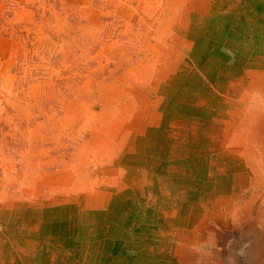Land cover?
Returning <instances> with one entry per match:
<instances>
[{"label":"rangeland","instance_id":"rangeland-1","mask_svg":"<svg viewBox=\"0 0 264 264\" xmlns=\"http://www.w3.org/2000/svg\"><path fill=\"white\" fill-rule=\"evenodd\" d=\"M254 1L261 6L256 20L246 19L244 28L234 30L231 18L220 15L233 13L222 12V0H0V243L5 239V249L37 235L53 254L73 250L76 240L66 236L77 226L67 221L58 225L63 228L45 230L44 217L75 220L73 213L83 211L78 193H86L91 202L103 204L86 208L95 211L86 216L95 247H108L118 224L130 218L133 227L125 233L135 237L145 232L142 220L152 216L178 215L184 224L220 211L223 222H208L214 226L210 255H198L195 264H264V94L257 97L261 103L250 100L244 111L238 104L243 96L252 97L250 82L264 92V0ZM209 40L217 46L207 52ZM259 56L261 62L252 61ZM164 64L170 79L157 77ZM240 74L246 84L239 83ZM207 85L212 96L195 94ZM172 115L177 122L163 129L166 138L170 131L183 136L169 143L158 134L159 122ZM150 119L154 126L147 131ZM206 132L219 141L214 139L212 159L209 154L203 161L210 162L207 167L214 162L215 172L205 192L198 191L205 184L198 182L200 176L178 174L181 158L157 164L148 155L151 148L184 155L203 146ZM143 149L144 158H136ZM221 163L229 175L220 178ZM102 218L104 225L110 221L101 228ZM22 233L26 239L16 238ZM146 239L135 241H155ZM67 262L72 263L69 257Z\"/></svg>","mask_w":264,"mask_h":264},{"label":"crops","instance_id":"crops-1","mask_svg":"<svg viewBox=\"0 0 264 264\" xmlns=\"http://www.w3.org/2000/svg\"><path fill=\"white\" fill-rule=\"evenodd\" d=\"M203 1L204 0H201V2H203ZM209 1H211V0H206L207 3ZM260 7H261L260 4L258 2H255L254 0H222V8H221L222 12L224 13V11H226L229 13L230 11H233V13L235 12V16H233L234 15L233 13H232V15H224V14H220V15H223L222 18L224 16L230 17L231 18L230 20H232V22L234 24L233 29L237 30V27L238 28L241 27L240 29L245 27V25L247 23L246 19H248L251 22L255 21L256 20L255 19L256 14L258 15V13H260L259 12ZM212 13H213V8L210 10V14H212ZM225 20L227 21V19H225ZM255 24L252 23L253 26L251 25L252 26L251 32L256 31L257 26ZM253 37H254V34L252 35V38ZM215 43L216 42L214 40H209V45L206 46L207 52H210V49H209L210 46H212V47H214L215 45L217 46V44H215ZM252 45L256 46V44H252ZM173 49H174L173 52H176L175 48H173ZM257 49H258V47L255 50L259 52L260 50L259 49L257 50ZM252 61L255 63H256V61L261 62V56H259V58L255 57ZM162 67L163 68H161V70H158L156 72V73H158L157 77L158 78L160 77L159 79H165V78L170 79V78H172L171 74H169L166 71V69H164V68H166L165 64ZM167 69H169V68H167ZM257 69L260 70L258 78L261 79L262 78L261 65ZM156 73H154V74L156 75ZM245 76H243L242 74L239 75V79H241L239 81V83L246 84V81H245L246 77ZM249 77H253V76H249ZM253 78L255 80L257 79V77H253ZM227 83H228L227 85L230 84L229 81ZM227 85L224 84L223 89H228ZM256 85H257L256 83H255V85H253L252 82L248 83V90L250 89V91H251V89H253L251 91L252 97H250V99L249 98L247 99L245 97L246 96L245 95L241 98V100H239L238 104L239 105L242 104V107H241V109H239V111H241V110L244 111L245 105H247L250 100L253 101L254 103L260 102L259 98H257V97H261V95H263L264 92L261 91L260 84H259V88H257ZM208 86L209 85H207L206 90H204L205 92L202 93L203 90L198 89L199 91L197 90V92L195 94L201 95V96L203 94H205V95L208 94V95L212 96L214 94V89L211 87L208 88ZM155 87L156 86H154V88ZM229 87L232 88L231 85H229ZM256 90H259V92ZM147 91H148L147 89L143 90L142 95L145 94ZM134 93H135V91L132 94H134ZM237 93L240 94V90H237ZM241 93H243V91H241ZM165 115L168 116L169 114H165ZM177 117L178 116L172 115V116H169V118H166L164 120L162 118L161 121L159 122V133L158 134L160 137H161V134H163L165 136L166 141L169 143L172 141V139L174 137L178 138V136H180L182 134V132L175 133L173 131H170L168 134V138H166L167 133H165V131L163 129L165 128L167 130L168 127H174L176 125V122H177V119H176ZM163 121H165V122H163ZM170 124H171V126H170ZM146 125H147L146 126L147 131H148V130H151L153 128L154 123L150 119L147 121ZM182 136H183V134H182ZM218 137L219 136H216L214 134V132L204 133V135L202 137H200V140L203 143V146L196 147L192 151H190L188 148V152L185 153L184 155H177V153L172 151L170 148H169V150H167L168 152H165L163 154L159 153L160 149L157 152H153L154 149L151 148V152L148 151L149 152L148 155H150V158L152 160H155V162L159 160L157 164H159L161 161H164V159L168 160L169 158L170 159L171 158H174V159L175 158H181L180 159L181 160L180 161V168H179L181 171L179 170L178 174L181 176L182 175L187 176L190 174H194L196 177L200 176L201 178H197L198 182L200 184L201 183H205V184H202V185H204V187L202 188V190H198V191L199 192L200 191L205 192L206 190H208L207 188L210 187V184L211 185L213 184L214 179H215L214 178L215 172H214V168H213L214 162L212 163L211 166H208L209 167L208 168L207 163H210V162L205 163L203 161H204V159L208 160L209 154H210L211 150H213V148H214V146H212L215 143L214 139H217V141H219ZM147 141L148 140L146 139V134H145L143 142L148 143ZM164 142H165V140H164ZM160 147L161 146H158V148H160ZM144 153L146 154V151L144 149L141 150L139 153H137L136 158H139V157L144 158V156H145ZM210 156L212 159L211 154H210ZM219 166L221 168L220 167L217 168L216 177L218 175H219V177L220 176L221 177L228 176L229 175V168H227V167L223 168V163L219 164ZM224 172H226L225 175H222ZM203 177L206 179H204ZM78 194H79V196H78L79 202L81 200L82 203H78L77 206L82 204L80 207L82 208L83 211L79 210L76 213L80 217H78V215L76 213H73V215L75 214V216L77 218L75 220H72V221H70V218L68 220H67V218L66 219H64V218H62V219L52 218V220H51L49 218L44 217V219H45L44 224L48 223V226L44 225L46 227L45 230L47 228H49V229L51 228V230H52L54 227L58 226L61 223H63V225H64V223L65 222L67 223V221H69L68 225L69 224L70 225L75 224V226H77L76 231L73 232L72 236H66L67 240L70 239V237L72 239L76 240L75 241L76 244L73 245L75 247L72 248L73 250H68V251L67 250H64V251L58 250L55 252V254H53V252L51 251L50 248H49L50 251L47 250V246L41 247V245L39 244L38 241L43 240L41 242H42V244H44L45 239L43 237H40L39 240H37V235L35 237H28L27 236V239H28L27 243L25 242L23 245H18V243H16L14 246H12V245L8 246V248L6 250L5 249L6 242L4 239V241L0 243V264H68V262H67L68 257L70 259V262H72L71 264H91L90 263L91 258H89V256L91 254L90 249L92 250V248H94L92 250L93 251V263L94 264H195V262L197 263L198 255H206V256L210 255V254H208L211 251V250H209V245L212 244L213 235H214V226H212L213 224H208L209 220L212 221L213 219L214 220L217 219V220H215L216 222H219V221L223 222L222 220L219 219L220 216L223 215V213L221 214L220 211H217V214L215 217L211 213L212 218L211 217L205 218V219L201 220L202 222L198 221V218H200L199 215H197L198 217H196V216L190 217L189 219H187L184 222V224L182 222L183 219L181 216L177 215V217L175 218V215H174V217L167 219L166 217H169V216H167L165 214H159L158 216L149 217L147 220H142V222L145 223V224H143V228H145V230L144 229L143 230L145 232L142 231V236L133 237V236H130L127 233H125V231H128L129 229H131L133 227L132 223L134 220H133V218H130L131 219L130 221L124 222V224H123L124 228L122 225L118 224L119 227H117L114 230V231H116V233L113 232V241L109 242L108 247H106L104 249V247H95L94 243L91 242V237L93 239H95V237H93V234L87 233L88 231L86 229V225H87V223H89V220L87 219L86 216H90V215L93 216L95 214V211L91 210L92 212H90L86 208L89 205H90V207L91 206L98 207V206H102L103 204H102V202L100 203L99 201L97 202L95 200H92V202H91L88 198L89 194H86V193L82 194V195L80 193H78ZM189 197H192V196L189 195ZM171 206H173V208H176L175 204L171 205ZM203 206H205V205H203ZM206 211H207V209L204 211L203 216L206 214ZM207 213H209V212H207ZM109 221L110 220L108 219L106 224ZM102 222H104L103 218L101 219V223H100L101 228L106 225V224L104 225ZM149 223L153 224L152 230H148L150 227L148 225ZM129 225H131V226H129ZM62 226H60V227L58 226V228L60 229ZM65 229H68V227ZM178 230H179V232H178ZM217 231H219V230H217ZM177 232L179 235L177 234ZM217 233H219V232H217ZM0 234L2 235L1 232H0ZM216 235H217V238L222 237L219 234H216ZM23 237H25V239H26L25 234L23 235V233H22V234H20L19 237H16V238H23ZM139 237H142L143 240L151 237V239L155 240V241H151V242L149 241L147 244H146V242L138 243L135 240H137V238H139ZM0 238H1V236H0ZM96 238H98V236H96ZM78 240H82V242L84 241V246ZM149 244L151 247H149ZM184 249H187V250L184 251ZM63 254H64V256H63ZM70 256H74L75 259H73V261H72ZM7 257H9L11 259L10 262L6 261ZM157 261H158V263H157Z\"/></svg>","mask_w":264,"mask_h":264},{"label":"bare ground","instance_id":"bare-ground-1","mask_svg":"<svg viewBox=\"0 0 264 264\" xmlns=\"http://www.w3.org/2000/svg\"><path fill=\"white\" fill-rule=\"evenodd\" d=\"M149 6V5H148ZM145 11V10H144ZM85 26V25H84ZM46 33V32H45ZM37 35V34H36ZM48 35H50V34H48ZM103 35H104V33H103ZM45 37V36H44ZM47 39V38H46ZM45 40V39H44ZM43 40V41H44ZM41 43V42H40ZM46 44V43H45ZM10 46V45H9ZM51 50V49H50ZM52 51V50H51ZM29 53V52H28ZM52 53V52H51ZM42 55H43V53H42ZM46 55V54H45ZM46 57V56H45ZM54 57V56H53ZM47 58V57H46ZM27 59V58H26ZM17 65V64H16ZM49 66V65H48ZM14 67V66H13ZM16 68V67H15ZM78 69V68H77ZM54 72V71H53ZM89 73V72H88ZM87 74V73H86ZM82 75V74H81ZM23 77H25V76H23ZM28 77V76H27ZM19 79V78H18ZM41 79V78H40ZM45 79V78H44ZM28 80V79H27ZM90 80V79H89ZM49 81V80H48ZM52 81V80H51ZM21 85V84H20ZM45 85V84H44ZM41 86V85H40ZM43 87V86H42ZM32 88V87H31ZM41 90V89H40ZM44 90V89H43ZM33 91V90H32ZM20 92V91H19ZM34 93H36L35 91H34ZM57 93H58V91H57ZM235 93V92H234ZM32 94V93H31ZM41 94V93H40ZM39 94V95H40ZM47 94V93H46ZM238 94V93H237ZM36 95V94H35ZM26 96H28V95H26ZM67 96V95H66ZM69 96V95H68ZM84 96H85V94H84ZM32 97L34 98V95L32 94ZM80 97V96H79ZM30 98H31V96H30ZM32 98V99H33ZM15 99V98H14ZM29 99V98H28ZM31 99V100H32ZM78 99V98H77ZM9 100V99H8ZM47 100V99H46ZM57 100V99H56ZM82 100H83V98H82ZM87 100V99H86ZM16 101V100H15ZM28 101V100H27ZM58 101V100H57ZM85 101V100H84ZM92 101V100H91ZM5 102H7V101H5ZM33 102V101H32ZM40 102V101H39ZM218 102V101H217ZM19 103V102H18ZM219 103V102H218ZM22 104V103H21ZM63 104V103H62ZM19 105H20V103H19ZM38 105H40V104H38ZM44 105V104H43ZM93 105V104H92ZM9 106V105H8ZM23 106V105H22ZM72 106V105H71ZM246 106V105H245ZM44 107V106H43ZM45 107H46V104H45ZM52 107V106H51ZM55 107H57V106H55ZM18 108V107H17ZM49 108V107H48ZM247 109V108H246ZM14 110V109H13ZM18 110V109H17ZM90 110V109H89ZM44 111V110H43ZM53 112V111H52ZM93 112V111H92ZM23 113V112H22ZM26 113V112H25ZM50 113V112H49ZM81 113V112H80ZM64 114V113H63ZM9 115V114H8ZM244 115V114H243ZM68 116V115H67ZM81 116V115H80ZM28 117V116H27ZM51 117V116H50ZM69 117V116H68ZM45 118V117H44ZM56 118V117H55ZM64 118V117H63ZM65 119V118H64ZM69 119V118H68ZM227 119V118H226ZM49 120V119H48ZM53 121V120H52ZM64 121V120H63ZM80 122V121H79ZM239 122V121H238ZM244 122V121H243ZM88 123V122H87ZM253 124V123H252ZM31 125V124H30ZM37 127V126H36ZM32 128V127H31ZM34 128V127H33ZM245 128V127H244ZM249 128V127H248ZM39 129V128H38ZM70 129V128H69ZM53 131V130H52ZM217 131V130H216ZM233 131V130H232ZM244 131V130H243ZM251 132V131H250ZM236 133V132H235ZM241 133V132H240ZM38 135V134H37ZM258 135V134H257ZM30 136V135H29ZM35 136H36V134H35ZM59 136V135H58ZM231 136V135H230ZM32 137V136H31ZM228 137V136H227ZM244 137H245V135H244ZM239 138V137H238ZM257 138V137H256ZM236 139V138H235ZM227 140V139H226ZM231 140V139H230ZM30 141H32V140H30ZM39 141V140H38ZM237 141V140H236ZM127 142V141H126ZM222 142V141H221ZM230 142V141H229ZM130 143V142H129ZM27 145H28V143H27ZM34 146H36V145H34ZM126 146V145H125ZM221 146V145H220ZM231 146V145H230ZM255 146V145H254ZM262 146H263V144H262ZM225 147V146H224ZM223 147V148H224ZM239 147V146H238ZM222 148V147H221ZM84 149V148H83ZM225 149V148H224ZM254 149V148H253ZM239 150V149H238ZM244 150V149H243ZM248 150H250V148L248 149ZM220 151V150H219ZM256 151V150H255ZM223 152V151H222ZM221 153V152H220ZM255 153V152H254ZM222 154V153H221ZM228 155V154H227ZM250 155H252V154H250ZM256 155V154H255ZM222 157V156H221ZM51 158V157H50ZM233 158H235V157H233ZM232 159V158H231ZM85 160V159H84ZM92 161V160H91ZM239 161V160H238ZM31 163V162H30ZM240 163V162H239ZM86 164V163H85ZM225 166V165H224ZM97 167V166H96ZM232 167V166H231ZM244 167V166H243ZM77 169V168H76ZM80 170V169H79ZM87 171V170H86ZM89 171V170H88ZM227 171V170H226ZM65 175V174H64ZM84 178V177H83ZM96 180V179H95ZM96 182V181H95ZM73 186V185H72ZM208 186V185H207ZM218 190V189H217ZM223 191V190H222ZM97 193V192H96ZM218 193H220V192H218ZM223 193V192H222ZM212 195V194H211ZM212 196H214V195H212ZM15 199V198H14ZM261 202V201H260ZM41 203V202H40ZM238 205V204H237ZM221 207H222V205H221ZM220 207V208H221ZM234 207V206H233ZM232 207V208H233ZM237 213V212H236ZM231 214V213H230ZM231 216V215H230ZM231 223V222H230ZM226 225V224H225ZM217 228V227H216ZM181 229V228H180ZM219 229V228H218ZM178 232H179V230H178ZM178 232H177V234H178ZM179 235V234H178ZM183 236V235H182ZM16 242V241H15ZM195 245V244H194ZM193 246V245H192ZM197 247V246H196ZM184 248V247H183ZM197 249V248H196ZM175 250V249H174ZM185 250H187V249H184V251ZM199 250V249H198ZM195 253V252H194ZM171 255V254H170ZM196 255V254H195ZM175 262V261H174ZM157 263H158V261H157Z\"/></svg>","mask_w":264,"mask_h":264}]
</instances>
